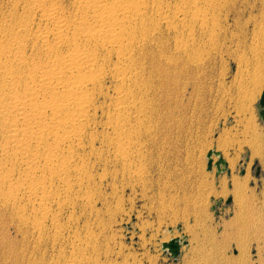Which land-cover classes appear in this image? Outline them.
I'll return each instance as SVG.
<instances>
[{"label":"bare ground","instance_id":"obj_1","mask_svg":"<svg viewBox=\"0 0 264 264\" xmlns=\"http://www.w3.org/2000/svg\"><path fill=\"white\" fill-rule=\"evenodd\" d=\"M230 3L0 0V249L6 257L15 264L34 253L53 257L59 245L58 259L42 264H100L87 255L97 249L96 233L90 226L78 231L75 213L96 211L98 179H108L112 165L114 179L132 177L147 98L171 85L180 89L200 67L197 52L220 37ZM216 154L214 166L224 160ZM258 208L254 222L241 220L246 232L256 225L264 230ZM10 229L21 236V252L7 247ZM64 245L69 258L62 257ZM200 253L197 260L208 263Z\"/></svg>","mask_w":264,"mask_h":264},{"label":"rangeland","instance_id":"obj_2","mask_svg":"<svg viewBox=\"0 0 264 264\" xmlns=\"http://www.w3.org/2000/svg\"><path fill=\"white\" fill-rule=\"evenodd\" d=\"M263 1L231 0L220 37L197 52L201 68L182 89L171 85L147 98L132 177L114 179L112 165L109 178L98 179L96 211L77 209L76 229H94L97 249L87 255L100 264H202V251L209 264H264V230L246 232L241 221L254 222L256 206L264 218ZM210 152L227 163L220 173L209 169ZM5 235L8 248L24 249L14 229ZM174 238L182 240L177 259L163 249ZM58 246L54 258L34 253L21 264L57 260ZM63 248L69 258L70 246ZM5 251L0 264H15Z\"/></svg>","mask_w":264,"mask_h":264},{"label":"water","instance_id":"obj_3","mask_svg":"<svg viewBox=\"0 0 264 264\" xmlns=\"http://www.w3.org/2000/svg\"><path fill=\"white\" fill-rule=\"evenodd\" d=\"M259 108H260V110H259L260 116L262 119H264V92H263L261 99H260V102H259ZM213 154H214V152L209 153V169H212V165H213L212 156H213ZM221 164H225V161L222 159H220V161L217 163L219 173L221 171L220 170ZM260 171H261V169L258 167L256 176L260 175ZM181 248H182V246H181V242L179 239H173L170 242L163 244V249L165 251L169 252L170 255L172 256V258H174V259H177L180 256Z\"/></svg>","mask_w":264,"mask_h":264}]
</instances>
